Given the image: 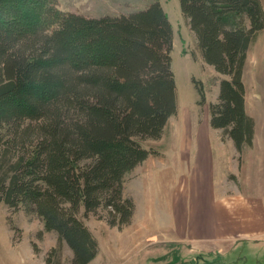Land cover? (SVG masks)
<instances>
[{"label":"trees","instance_id":"trees-1","mask_svg":"<svg viewBox=\"0 0 264 264\" xmlns=\"http://www.w3.org/2000/svg\"><path fill=\"white\" fill-rule=\"evenodd\" d=\"M180 4L204 61L225 76L210 123L241 155L255 139L244 69L264 31L263 1ZM173 47L160 1L89 17L58 0H0V203L37 213L71 248L72 264L100 248L81 214L105 208L111 226L133 222L126 178L159 153L143 141L161 138L178 111Z\"/></svg>","mask_w":264,"mask_h":264},{"label":"rangeland","instance_id":"rangeland-1","mask_svg":"<svg viewBox=\"0 0 264 264\" xmlns=\"http://www.w3.org/2000/svg\"><path fill=\"white\" fill-rule=\"evenodd\" d=\"M154 1L162 3L173 24L178 111L161 138L143 141L159 153L150 155L126 178L125 195L136 204L132 224L121 229L111 226L104 218L105 208L98 214H81L100 245L88 264H264V233H253L241 213L255 208L244 197L242 179L264 178V31L249 50L244 69L248 113L261 132V147H246L240 155L232 139L210 123V104L217 102L225 76L204 61L180 0H58V6L101 17L129 14ZM195 81L204 85L203 104ZM172 203L175 212H180L179 205L187 212L175 216ZM209 206L225 209L239 222L232 233L215 238L189 233L199 225L191 224L192 217L206 213ZM72 259L71 248L59 242L55 231L46 229L37 213L0 203V264H72Z\"/></svg>","mask_w":264,"mask_h":264},{"label":"crops","instance_id":"crops-1","mask_svg":"<svg viewBox=\"0 0 264 264\" xmlns=\"http://www.w3.org/2000/svg\"><path fill=\"white\" fill-rule=\"evenodd\" d=\"M246 87V106L248 111V87L245 82ZM261 132L255 131V139L253 146L249 148H260L261 147ZM191 181V180H190ZM248 183V184H247ZM242 189L245 190L244 197L249 198V202L255 207L253 209L244 208L241 210V213L247 217L250 222V226L252 228L253 233L262 234L264 233V193L262 190L264 189V178L262 175H258L256 178H247L244 176L242 179ZM190 186V184H189ZM207 188L209 184L205 185ZM249 187V191H246V187ZM173 196V195H172ZM173 204V203H172ZM174 210L173 204V211L174 215H181V212H187L183 209L182 205L177 206V211ZM191 219V224L194 222L195 224L199 223L198 227L195 229H189V233L191 235H195L198 237H218L220 234H227L225 232L232 233L235 229V226H238L239 222H235L227 213L225 209L219 208L218 210H214L213 207H208L206 213L203 211L201 215H195ZM179 221H183L187 219L178 218ZM191 226V225H190ZM208 226V227H206ZM242 225H239V228ZM177 228V227H176ZM222 231H224L222 233ZM186 233V232H185ZM187 234V233H186Z\"/></svg>","mask_w":264,"mask_h":264}]
</instances>
